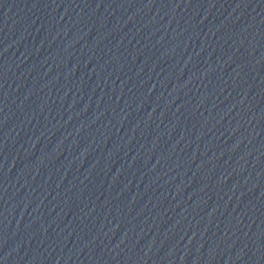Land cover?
<instances>
[{"label": "water", "instance_id": "1", "mask_svg": "<svg viewBox=\"0 0 264 264\" xmlns=\"http://www.w3.org/2000/svg\"><path fill=\"white\" fill-rule=\"evenodd\" d=\"M0 264H264V0H0Z\"/></svg>", "mask_w": 264, "mask_h": 264}]
</instances>
